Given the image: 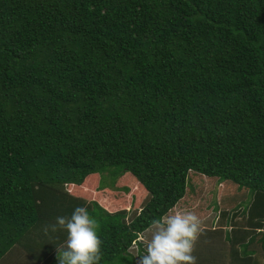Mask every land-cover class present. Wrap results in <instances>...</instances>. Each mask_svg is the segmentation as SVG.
<instances>
[{"label": "trees", "instance_id": "obj_1", "mask_svg": "<svg viewBox=\"0 0 264 264\" xmlns=\"http://www.w3.org/2000/svg\"><path fill=\"white\" fill-rule=\"evenodd\" d=\"M190 172L225 187L230 264H264V0H0V264H58L66 233L43 229L77 206L100 264H137ZM125 175L133 212L96 198Z\"/></svg>", "mask_w": 264, "mask_h": 264}, {"label": "clouds", "instance_id": "obj_2", "mask_svg": "<svg viewBox=\"0 0 264 264\" xmlns=\"http://www.w3.org/2000/svg\"><path fill=\"white\" fill-rule=\"evenodd\" d=\"M204 227L202 219L188 210L178 209L155 219L139 264H197L194 246ZM58 229L66 233L64 244L55 246L58 264H100V223L86 207H75L70 216H57L43 230Z\"/></svg>", "mask_w": 264, "mask_h": 264}, {"label": "rangeland", "instance_id": "obj_3", "mask_svg": "<svg viewBox=\"0 0 264 264\" xmlns=\"http://www.w3.org/2000/svg\"><path fill=\"white\" fill-rule=\"evenodd\" d=\"M117 183L118 188L121 190L120 192L113 191L97 193V200L102 202L101 197L99 196V194H101L106 197L108 196L107 200L111 204H117L120 202L121 209L131 210L130 212L139 210L144 199H140L141 189L139 186L137 187V182L130 175H125L124 177L120 178ZM224 188L225 187L221 188L219 186L218 180L204 179L203 176L197 173H189V186L186 192V198L184 199V202H181V206L179 205L178 209L185 210L184 208L187 206V208H189L188 210L199 216L204 223V230L199 235L194 246V255L197 257V264H230L229 260L232 255V247L226 240L225 231L231 227L225 226L227 222L226 217L220 216L218 211L230 210L231 207L228 205L230 203L228 202L227 204V202H225L226 205L224 206L222 204L225 203L222 202L221 205H218L219 207L215 206L218 203V194L220 191L222 192ZM124 189H127L129 192H124ZM230 191H232L231 193L234 197L240 196L241 194V191L237 190L236 186H227V188L224 190L225 197H229ZM244 194L245 192L238 198V201H245ZM243 210L244 208L239 209L241 213ZM242 215L243 213L239 214L236 222L244 226L246 218ZM218 228H220L219 234ZM151 229L152 227L147 230L140 238V242L143 244V249L141 251H139V248L136 245L130 249V252L134 255L137 264H139V254H143L147 240L150 238ZM239 237L242 236L240 235ZM242 240L240 239L238 241H244V243H246L247 237H245L243 241ZM252 244H249L248 249H254L259 252V245L255 246ZM240 248L241 246L238 245V251L241 250ZM7 255L5 256V259L3 258L1 264H40L19 250H14L8 256ZM262 256H264V253H262ZM259 259L261 261L262 257Z\"/></svg>", "mask_w": 264, "mask_h": 264}, {"label": "crops", "instance_id": "obj_4", "mask_svg": "<svg viewBox=\"0 0 264 264\" xmlns=\"http://www.w3.org/2000/svg\"><path fill=\"white\" fill-rule=\"evenodd\" d=\"M229 229H231V228H229Z\"/></svg>", "mask_w": 264, "mask_h": 264}]
</instances>
